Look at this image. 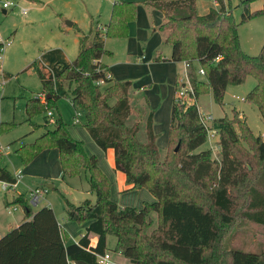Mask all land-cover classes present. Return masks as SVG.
I'll list each match as a JSON object with an SVG mask.
<instances>
[{"label":"trees","instance_id":"16d2710c","mask_svg":"<svg viewBox=\"0 0 264 264\" xmlns=\"http://www.w3.org/2000/svg\"><path fill=\"white\" fill-rule=\"evenodd\" d=\"M253 1L241 2L240 23L264 14V7L248 10ZM146 5L162 14L158 29L170 46L169 61L190 65L187 78L195 101L209 91L213 102L221 106L227 86H238L251 77L254 86L243 100L256 108L264 122V42L258 55L244 54L237 25L221 0H217V9L202 16L195 13V0H154ZM134 14L132 2L113 3L103 36L126 37L127 23L134 20ZM85 43V37L78 39L75 57L58 68L55 79L73 111L82 114V126L91 142L103 153L112 150L113 170L124 176L128 189H145L154 202L144 203L140 209L117 207L109 199V183L95 157L84 153L82 143L69 136L58 118L52 130L35 140L30 154L54 148L62 179L86 176L94 203L85 200L73 206L66 202L65 211L67 221L77 225L88 222L77 240L82 250L67 258L66 234L52 210L41 207L32 212L27 198L18 195L11 204L22 209L23 218L0 237V264H97V257L107 252L119 253L128 264H264V250L248 253L223 245L225 230L235 220L264 228V142L260 137L253 136L244 121L237 120L235 129L225 117L215 119L210 127L218 135L219 156L212 159L208 149L196 152L205 143L206 134L195 103L184 107L172 99L167 148L160 157L151 128L152 113L144 110L139 123H127L130 84L106 77V67L99 62L108 55L102 42ZM1 48L0 43V52ZM195 65L202 76L195 74ZM33 69L44 102L38 98L28 101L27 117L51 109L58 99L51 74L41 65ZM46 124L44 121L43 126ZM12 125L0 124V129ZM141 126L142 139L138 137ZM0 182L15 183L1 166ZM151 214L155 215L154 228ZM89 236L96 238L92 247ZM107 236L114 238L111 250L106 248Z\"/></svg>","mask_w":264,"mask_h":264},{"label":"rangeland","instance_id":"374dc122","mask_svg":"<svg viewBox=\"0 0 264 264\" xmlns=\"http://www.w3.org/2000/svg\"><path fill=\"white\" fill-rule=\"evenodd\" d=\"M4 1L0 0V5ZM121 1L133 3L134 20L127 23L126 37L108 38L117 39L104 44L105 50L111 51L112 56L104 55L101 60L108 66L117 62L114 66L119 71L113 73L122 74V78L117 80L113 76V80L130 84L128 103L131 112L127 123H139L145 114L144 110L152 113L151 128L155 136V145L161 151L167 142L169 110L175 79L178 78L177 88L180 80L184 79V72L185 75L188 74V69L185 71L182 63L166 61L170 46L164 43L157 25L142 30L139 41L134 39L135 44L129 43L128 53L124 54L126 41H131L133 38L129 31L133 30L136 24L143 22L142 14H145L143 11L147 10V14L151 12L141 3V0ZM221 1L229 9L237 25L236 33L241 51L247 56L258 55L264 42V14L253 16L240 23L243 0ZM114 2H120V0H12L13 7L5 10L4 14L0 8V43L3 45L0 52V124H13L7 129H0L2 149L0 166L14 178L17 173L21 172V178L17 180L13 189L7 192L0 190V233L2 232V235L14 228V223L23 214L19 207H15V212L10 211L11 201L18 195L27 198L29 192L33 191H28L30 188L37 187L40 191V200L35 206H30L31 211L41 207L53 209L54 217L60 226L65 222L75 224L65 218L66 202L73 206L85 200L94 203L93 193L87 194L90 191L84 174L60 179L56 149H43L32 157L30 149L38 137L53 129L54 121L58 118L66 125L71 138L79 141L84 134L86 136L82 126V114L79 111H73L68 99L64 96V89L55 79L56 68L63 67L76 55L78 40L75 28L83 33L82 36H89L85 38V44L89 45L92 37L96 36V32L101 34L99 28H103L108 22ZM196 2V14L203 11L205 15L210 9H217V0H196ZM263 7L264 0H256L248 4L250 12L261 10ZM206 9L208 10L205 11ZM21 10L25 11L24 14ZM153 12L161 14L157 10ZM67 22L74 26L67 27ZM57 27L67 31L59 33ZM157 37L159 44L151 50ZM7 42L8 46H5ZM158 54H160V60L155 59ZM137 57L144 59L137 63L135 62ZM36 65H41L50 72L53 78L52 89L58 99L54 101L51 109L40 113L35 112L27 117L25 104L42 95L39 80L33 69ZM254 83L251 77H246L244 82L238 86H227L223 93L221 106L213 102L209 91L198 96L195 101L198 113L211 116L213 120L225 117L231 121L235 129L237 120L244 121L251 134L260 137L264 142V122L260 119L256 108L243 100ZM39 101L44 102L43 95ZM47 112H50V116H47ZM44 121L47 122L45 126H43ZM74 121L79 124L74 126ZM143 131L141 126L138 132L140 139L143 138ZM217 141L216 136L211 139L206 138L205 143L198 147L196 152L208 149L211 158L218 159ZM90 144L94 146L93 143ZM83 151L87 153L89 149L86 147ZM110 152L112 154V150ZM159 154L163 157V153ZM88 156L92 155L88 154ZM30 171L33 173L32 176H26L25 172ZM46 185H51L52 188L49 189ZM116 197L117 194L114 192L112 199ZM150 217L153 221L151 228H154L155 215L151 214ZM113 244L114 238L107 236V250H111ZM223 245L228 250L261 253L264 250V228L235 220L232 226L225 230ZM109 253L112 254V258H115V253Z\"/></svg>","mask_w":264,"mask_h":264},{"label":"crops","instance_id":"0c3cea01","mask_svg":"<svg viewBox=\"0 0 264 264\" xmlns=\"http://www.w3.org/2000/svg\"><path fill=\"white\" fill-rule=\"evenodd\" d=\"M147 1H154V0H141V3L144 6L148 7V10H150L151 14L150 13L147 14V10H146V12L143 11V13H145V14H142V20H143V22L140 23V24H136L134 26L133 30L129 31L133 38L131 40L132 42L130 40L126 41L124 54H127L128 53L129 43H131L132 45L135 44L136 42L134 41V39L135 40L137 39V41H139L138 39H140V33L142 32V30H147L150 27H153L154 25L159 26L162 23V14H155V12H153L155 10L146 5V2ZM120 2H126V1H121L120 0ZM196 5H197V2L195 0V6ZM207 10L208 9H206L205 11H207ZM4 13H2V14H4ZM197 15L198 16H202L203 15V11L201 13H198ZM106 23L104 24V27L103 28L102 27L99 28V31L101 32V34L96 32V34H95L96 36H93L92 37V39L90 40V44L91 43L102 42L103 48H104V44H107L108 41H110V40H117V39H108V38H106V37L103 36V32H104L103 30H104V28L106 26ZM66 26L67 27L68 26L69 27H73L74 25L70 23V25H66ZM57 28H58V32L59 33L61 31L62 32H66L67 31V30H62L60 27H57ZM95 30H97V29L95 28ZM75 31H76V38H77V40L79 38H81V37H85L86 39L89 37V36H82L83 33L80 32L77 28H75ZM161 35H162V38H164L163 33H161ZM118 40H121L122 41L124 39H118ZM158 44H159V41H158V37H157V39H155L154 42H153V45H152V49L151 50H153L155 47H157ZM76 52H77V49H76ZM107 52H108V55L107 56L108 57H111L112 56V52L111 51H107ZM109 53H110V55H109ZM157 57L160 59V54H158ZM166 58H168L166 61H169L170 53H169V55H167ZM143 59H144L143 57H137L136 60H135V62L139 63ZM162 60H164V59H162ZM99 62L106 67L107 73H108V75L110 76V78L112 80H113V76L117 80H120V78H122V74L121 75L120 74L118 75L116 73L115 74L113 73L114 71H119V70H116V66H114V64H116L117 62L112 63L110 66L103 64L101 59L99 60ZM169 62H171V61H169ZM69 63H67V64H69ZM173 63H178V62H173ZM179 63H181V62H179ZM58 68L59 67L56 68V74L58 73ZM56 74H55V76H56ZM177 80H178V78L175 79V83L177 82ZM126 83H128V82H126ZM174 87H175V84H174ZM172 99H173V97H172ZM171 103H172V101H171ZM170 108H171V105H170ZM169 116H170V110H169ZM75 125H77V124H74V126ZM168 128H169V126H168ZM84 135H83V138H79V141H81L83 143V148H86L87 147L89 149V151H86L87 153H85V154L87 156H88V154L89 155L91 154L92 156L95 157L96 164H97L98 169L105 176V178L107 179V181L109 183V199L112 202H114L117 205V207H119V208L131 207V208H135V209H140L144 203H152V202H154L153 197L145 189H142L141 188V189H137V190H129L128 189L129 187L124 182V176L120 172H117V171H114L113 170V154H111L110 150H107L106 152L103 153L94 144H93L94 145L93 146L94 148H93L91 146V144H90L92 142L89 139L88 135L87 134H86V136H84ZM163 147H162L163 149H161V151H160V149H157V150L159 151V153H163V155H164V153L166 151V148H167V142H166V145L165 146L163 145ZM32 174H33L32 171L25 172V175L26 176L27 175L32 176ZM60 179H61V177H60ZM46 187L49 188V189L52 188L51 185H46ZM35 189H38L39 190V188L33 187V188L28 189V191L35 190ZM114 192L117 194L116 199H112V196H113ZM121 192H123V193H121ZM87 194L88 195H91V192H88ZM146 195H147V197H145ZM88 201H90V200H88ZM51 210L53 212V209H51ZM35 211H33V212H35ZM22 218H23V214H22V216H19L18 217V219H17L16 223H14L13 227L18 226V224L20 223V221L22 220ZM87 224H88V222H86V223L78 226L77 224H72V223L65 222V223H63L62 226L59 225L60 229L66 234V238H67L64 241V243H63L65 256L67 258L71 254L82 250V248L80 246H78L77 240L82 235L83 230L87 226ZM1 236H2V232L0 233V237ZM95 242H96V238L94 236H89V246H91V247L94 246ZM107 253L110 256V260L113 259V261H112L113 264H128L127 260H125L124 258H122L119 253H115L114 254L115 255V258H112L113 256H112V254L110 255L109 252H107ZM68 264H84V263H82V262H71V261H68Z\"/></svg>","mask_w":264,"mask_h":264},{"label":"built area","instance_id":"2783aa9c","mask_svg":"<svg viewBox=\"0 0 264 264\" xmlns=\"http://www.w3.org/2000/svg\"><path fill=\"white\" fill-rule=\"evenodd\" d=\"M11 2L12 1H10V0H5L3 3H1L0 8L3 11H5L8 8L13 7ZM24 12H25L24 10H21L22 14H24ZM5 46H8V42L5 43ZM2 49H3V45H2L1 50ZM216 60L217 59L215 58L214 61H216ZM182 64L184 66L185 71L190 66L186 62H184ZM195 74L197 76H202L203 72H202V70L200 68L196 67ZM106 77H108V74L106 75ZM97 84L98 85H102V81H98ZM41 97H42V95L40 97H38V99H40ZM173 101L176 104L183 105L184 107L195 103L194 93H193L192 88H191V86H190V84L188 82V78H187V75H185V72H184V79L180 80V83H178V87L173 92ZM46 114H47V116H50V112H47ZM198 120H199V123L201 124V126L205 130V134H206V138L207 139H211L214 136L218 137L216 130H214V129H212L210 127L211 122L213 121L211 116L201 115L200 113H198ZM76 122L77 121H74L73 125L76 124ZM1 151H2V149L0 147V152ZM20 178H21V173L19 172V173L16 174V176L14 178L15 179V183L14 184H8V183L0 182V190L2 192H7L9 189H13L15 187L16 183H17V180H19ZM27 200H28V204L30 206H35L40 200V191L38 189H35V190L29 192ZM15 207L16 206L12 205L10 207V211L14 212L16 210ZM8 213H9V211H8ZM97 264H113V263L110 260L109 254L105 253L102 256H98L97 257Z\"/></svg>","mask_w":264,"mask_h":264},{"label":"water","instance_id":"95a60500","mask_svg":"<svg viewBox=\"0 0 264 264\" xmlns=\"http://www.w3.org/2000/svg\"><path fill=\"white\" fill-rule=\"evenodd\" d=\"M1 12L4 13L3 10H2ZM67 25H70V23L67 22ZM127 84H128V83H125V85H127ZM47 98H48V97L45 96V99H47ZM177 148H178V145L175 146V148L173 149V152H176V151H177Z\"/></svg>","mask_w":264,"mask_h":264}]
</instances>
